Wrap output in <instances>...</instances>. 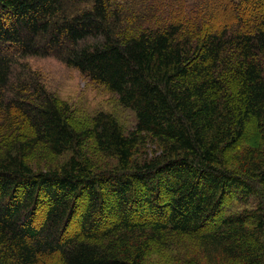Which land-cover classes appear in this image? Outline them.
<instances>
[{
    "label": "trees",
    "instance_id": "1",
    "mask_svg": "<svg viewBox=\"0 0 264 264\" xmlns=\"http://www.w3.org/2000/svg\"><path fill=\"white\" fill-rule=\"evenodd\" d=\"M74 1L0 0V264H145L167 235L186 240L187 264H264V0H139L112 20V0ZM29 56L105 85L136 128L105 112L76 122ZM100 190L115 196L112 226L96 221ZM83 192L81 227L65 235Z\"/></svg>",
    "mask_w": 264,
    "mask_h": 264
},
{
    "label": "rangeland",
    "instance_id": "2",
    "mask_svg": "<svg viewBox=\"0 0 264 264\" xmlns=\"http://www.w3.org/2000/svg\"><path fill=\"white\" fill-rule=\"evenodd\" d=\"M204 0H164L158 3L156 6L159 9L171 10L172 8H179L180 11L185 9L186 11L192 8L199 7L202 5ZM139 0H112L110 6L111 20L112 18L121 11L120 8L125 12H130L131 7L137 5ZM75 9L81 11L90 5V0H76L74 1ZM163 6L161 7L160 5ZM11 51V49L6 50ZM32 68L33 71L37 72L40 80L44 83L47 90L61 103L68 105L73 119L87 127L91 126V121L94 117L100 113L105 112L113 115L117 121L123 126L126 133H130L136 128L137 118L130 108L121 104L118 95L107 88L105 85L94 82L87 75L82 74L79 70L68 67L61 60L55 56H29L24 59ZM23 60V61H24ZM22 63V61H19ZM250 133V132H249ZM155 142L152 139L146 142L145 149H142L143 155L146 152L150 153L154 151ZM92 148V147H91ZM91 155L98 157V152L95 149H91ZM54 162H58L54 160ZM52 166V161L41 160L37 167L40 169L47 170ZM103 169H105L103 167ZM105 193L104 190H100ZM102 213L96 216L97 222H102L106 226H112L117 222V216L119 215L118 208L114 201V195L103 194L102 195ZM164 197L163 204H166L167 195ZM39 205L36 210V216L33 218V223L38 224L41 222L44 214V209L47 207L46 202L48 201L44 193H40ZM145 198H143L144 200ZM88 196L83 195L75 201V211L71 213V219L68 224H65L63 233L65 235H72L78 231L81 227L82 217L86 211ZM253 200L248 202L234 203L232 201L226 202V212L233 213L244 208H251ZM46 206V207H45ZM134 205L135 209H147V205ZM147 206V207H146ZM141 212V211H140ZM138 217V216H137ZM145 219L153 218L151 215L145 216ZM141 219H137L140 221ZM185 239L179 238L175 235H167L164 241H155L150 243L146 250L145 264H187V261L193 256L190 254L185 247Z\"/></svg>",
    "mask_w": 264,
    "mask_h": 264
}]
</instances>
